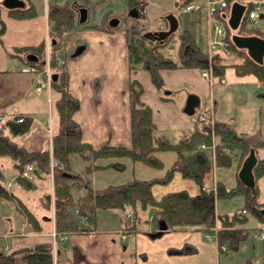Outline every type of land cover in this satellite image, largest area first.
<instances>
[{"label": "trees", "instance_id": "16d2710c", "mask_svg": "<svg viewBox=\"0 0 264 264\" xmlns=\"http://www.w3.org/2000/svg\"><path fill=\"white\" fill-rule=\"evenodd\" d=\"M192 0H182L180 3ZM129 9L144 5L145 0H125ZM179 4V3H177ZM20 10V14L16 11ZM11 14L28 16L34 14L32 5L27 8L9 9ZM109 13L106 12L98 23L84 24L83 27L97 28L105 31L112 30L107 24ZM222 18V17H221ZM75 9L66 1L62 4H53L49 7V35L51 45L49 50V64L56 75L51 79L52 88L60 95L55 102L58 113V131L52 136V152L46 149L30 151L14 141L11 136L26 133L31 126V117L24 113H17L0 124V156H9L14 162L16 180L22 189L33 188L34 182L30 178L21 176L24 165L35 161L31 172L52 174L53 202H54V229L57 234L85 231L94 225L97 210L131 209L133 221L125 220V228L134 227L138 218L137 210H150L151 219H163L169 229H179L187 226L195 227L204 233H214L219 250L227 248L236 249L248 233L245 227L246 217L236 213L231 215L218 214L215 211V199L220 196L241 194L245 206L264 223V215L259 206L264 203L257 202L256 187L254 191L250 185L244 183L239 176L237 182L226 187L223 181L214 177L213 186L209 189L203 187L205 174L211 170V150L201 148V143L210 144L211 137L217 138L215 142V164L226 166L231 163V155L226 148L237 149L241 156L238 167L241 168L243 159L250 148H264V140L249 141L246 137L236 133L228 124L222 121H205L200 128H195L188 134L171 141L163 134H155V124L151 118L150 107L140 100L143 91L141 84L132 79L129 81L130 105V146L104 144L93 146L82 139L79 122L75 113L79 109V100L70 88L69 70L65 65L57 64L56 51L63 46L65 31L71 30L76 22ZM165 19V17H164ZM166 20V19H165ZM250 23V22H249ZM223 26L229 41V49L236 58L230 62L224 50L214 51L211 56L201 49L195 41L192 32L182 28L177 47V60L162 55L159 47L165 46V40H155L151 37L138 35L139 30L132 25L126 26L127 54L129 69L142 67L148 70L151 82L160 87L163 84L160 69L177 67H194L199 70L211 68L213 76L221 78L225 69L230 65L236 74H253L260 82H264V59L262 63L255 62L246 50L238 48L231 41L232 32L239 34H257L264 36L256 26L248 24L245 17L239 26L232 30L224 20ZM5 30V24L0 19V39ZM138 33V34H137ZM145 40L149 45H145ZM12 54L21 58L24 63L32 64L42 71L45 66V42L37 45L14 48ZM31 53L35 58L27 59ZM20 118V119H19ZM160 150H172L175 158L169 168L164 169L162 175H153L149 178H133L118 184H108L104 187L93 188L87 175L96 167L95 160L100 157L117 156L138 160L153 168L161 169L164 164L157 156ZM79 154L87 164L79 173L69 174L65 170L71 169L70 158L72 154ZM52 161V163H51ZM51 164V166H50ZM113 165V163H111ZM110 163L106 164L111 165ZM38 166V167H37ZM174 171H179L183 177L192 179L198 185V191L191 194L186 189L167 191L159 196L152 193V185L169 181ZM253 179L264 177V158H256L252 167ZM4 174L0 166V198L17 201L18 207L32 227L41 229L35 214L11 191L3 181ZM85 189V192L75 198L72 188ZM50 208V205H49ZM83 214L85 219L80 221L74 210ZM135 218V219H134ZM128 221V222H127ZM85 224V225H84ZM219 227L215 232L214 228ZM51 240L37 242L32 246H24L10 252L0 250V264H53V245ZM264 259V258H263ZM264 264V260L262 261Z\"/></svg>", "mask_w": 264, "mask_h": 264}, {"label": "crops", "instance_id": "0c3cea01", "mask_svg": "<svg viewBox=\"0 0 264 264\" xmlns=\"http://www.w3.org/2000/svg\"><path fill=\"white\" fill-rule=\"evenodd\" d=\"M196 1L204 2L205 0ZM23 2V7L14 8L22 9L32 5L34 14L28 16L11 14L9 9L12 8L5 7L2 4V0H0V19L5 24V30L0 39V116L4 118L2 120H6L17 113L29 115L31 117L29 130L24 134L11 136L12 139L27 150L47 149L51 154L52 136L58 131L57 110V126L55 129L53 122V92L57 94L54 98V105L60 95L51 86V79H54L53 75H55L53 73L54 70L52 71L47 60L44 72L42 71L41 74L28 71L25 69L26 63L12 54L9 48L37 45L44 41L45 59H47L51 45L49 7L60 2L58 0H23ZM67 2L69 3V1ZM74 6L77 19L73 28L64 35V45L62 46L65 55L64 62L58 57L57 64L65 65L69 70L71 90L80 103L79 109L75 113V118L81 128L82 139L95 147L107 143L130 146L128 84L130 80L135 79L142 86V78L146 80L143 83L147 86L148 92L143 89L139 97L151 109V118L155 124V131H161L164 124L171 123L173 128L180 130L178 138L187 134V124L190 127L192 123L181 112V107H178V104L181 103L177 101L174 89H172L173 85L182 84L187 87L188 84L190 92L196 94L199 98V94L211 96L213 83L210 84L201 75V71L194 67L163 68L159 71L163 81L162 85L168 86L163 95L160 89L151 82L150 76L143 71L145 68L138 67L130 70L128 66L126 26L136 25V18L143 14V7L141 10L137 8L130 10L128 12L130 15L124 19V23L122 20L115 18L113 11L109 9V17L106 22L112 30L105 31L83 27L84 24L93 23L89 22V9L83 3H75ZM77 8H85L87 11L86 18L82 22L78 21ZM16 12L20 14L21 11L17 10ZM192 12H194L193 18L195 21L201 19L202 16L209 23L210 19L204 8ZM212 18H215V16ZM114 19H117V22L112 24ZM221 20L222 22L224 20L227 22V19L222 18ZM154 21H143L141 23L144 25L151 23L150 25L152 26L147 27L156 29L157 27H153ZM165 23L166 25L162 27L159 22L158 26L160 28L157 29L167 28V21ZM248 24L256 26L261 34H264L262 30L264 20L261 19L254 23L248 22ZM178 26H180L179 23ZM180 28L187 27L180 26ZM210 35L212 34L208 31L206 33V47ZM227 55L230 62L238 60L234 53L232 55L227 53ZM15 59L21 61L20 66H17L18 63L16 61L13 63ZM174 60H176V57ZM10 63H13L15 67H11ZM47 67H49L48 73L45 71ZM224 75H227L230 80L235 81L237 84L247 83L254 85L257 90L253 93H256L257 98L264 100V88L262 87L264 84L253 74L238 75L234 68L229 65L222 77ZM39 77L45 83L39 90H36L35 86ZM48 78L49 82H47ZM198 100L200 101V98ZM164 111L171 112L175 121L168 122L162 117ZM215 116L216 114L214 113V117L211 120L228 124L236 133L243 135L251 142L264 140L261 137L260 130H257L259 132L250 137L242 124L238 126L237 122L235 125L228 119L222 117H217V119ZM194 126V128H199L196 127V124ZM155 134L159 133L155 132ZM8 162L13 164L14 160L11 158ZM15 173L12 174L10 180L4 182L10 190L14 184L20 186L16 180ZM42 173L50 177L51 191L53 192L52 174ZM35 176L42 177V175L40 173H30L29 178L36 185ZM206 183L203 181V185ZM14 188L15 191L13 192L17 195L23 190L17 186H14ZM6 201H11L15 205L17 203L13 199L0 198V204H9ZM15 207H18V205ZM129 210L131 209L120 210V215L114 218L113 225L99 227L94 223L85 231L67 233L65 238L53 236L54 223L51 218L45 216L42 220L39 218L38 223L41 229H37L32 227L24 217L20 227L21 230L13 232L10 229L4 234L5 238H9L11 235L17 236L13 237V240H17L19 245L16 248L4 245L0 250L3 251L7 248V252H10L20 247L32 246L37 242L51 240L53 243V264H220L221 250H219L215 237L209 235L212 233L205 234L192 226L173 230L169 229L167 225L166 228L160 229V220L157 222L153 221L150 218V210H145L148 217L144 225H138L139 214L137 212L138 218L135 220L134 227L126 229V222L123 218L130 222L133 221V218L125 217V212ZM51 213L50 205V215ZM26 222L30 226L26 225ZM245 227L248 228L246 225ZM58 240H60L59 242L62 245H57ZM62 253L63 257H60Z\"/></svg>", "mask_w": 264, "mask_h": 264}, {"label": "rangeland", "instance_id": "374dc122", "mask_svg": "<svg viewBox=\"0 0 264 264\" xmlns=\"http://www.w3.org/2000/svg\"><path fill=\"white\" fill-rule=\"evenodd\" d=\"M58 1L60 2L59 4L69 1L70 5L74 8L75 3L85 4L89 9V22L93 23L100 22L103 15L108 12L109 9L113 11V15L115 16V18L122 20V22L124 23V19L129 16L130 13L128 12L131 10H128L125 0ZM181 1L182 0H145V3L143 5V14L140 17L136 18L137 20L135 27L140 32L139 34H137L141 35L142 32L144 33L146 31H154L153 29L148 28L149 26H152L150 25L151 23H146V25H144L141 23L143 21L147 22L155 20L153 27L160 28V26H158L159 22L160 24H162V27H164L166 25L164 16L170 10L174 12L177 3H180ZM141 8L142 5L137 6V9L141 10ZM174 13L178 17L179 25L181 27H187V29L192 32V35L200 48L206 50V33H208V31L211 34L213 33L212 25H210V23H208V21H206L202 16L201 19L195 21L193 18L194 12ZM180 26L176 28L175 33H172L171 36L168 37L166 45L159 47L158 49L162 55L173 60L175 57L176 60L178 58L176 55V49L178 46L177 43L178 40H180V32H182L183 30L182 28H180ZM66 32L67 31H65V33ZM145 45H149L148 40H145ZM9 50L11 52H16L11 48H9ZM229 54L232 55L233 53L231 52ZM58 57L62 59V62H64L65 55L63 47H60L58 51H56V58L58 59ZM15 61L18 63L17 66H20L21 61L15 59L13 63ZM13 63H10L9 65L11 67H15L13 66ZM143 71L146 72L148 76H150L147 69H143ZM222 78L224 80L226 79L225 83H222L219 77L213 76V91L211 96L199 94L200 101L195 106L194 112L192 114H185L182 111L187 97L190 94H193L192 92H190L191 90L189 85L187 84V87L182 84L173 85L172 89H174V93L178 99L177 101L181 103L178 104V107H181V112L184 113V116L187 118V120L192 123V126L190 127L187 124V134L195 129V124L196 127L199 128L202 126V121L197 118V115H205L209 119L213 118L215 113L216 118L222 117L224 119H228L232 124H235L237 122L236 124H238V126L242 124L250 137H253L252 135L258 133L259 131L257 130H260L262 134L261 137L264 138V100L262 98H257L256 93H253L257 90V87L247 83L237 84L235 83V81L230 80L227 75H224ZM142 80L144 83L146 82L144 78H142ZM143 82L142 88L145 92H148V88ZM262 87L264 88V85ZM167 88L168 86L166 87L164 85L159 87L160 92L163 95L165 94V90H167ZM55 95L57 96V94L53 92L52 113L54 129L57 126V113L54 105ZM172 116L173 115L171 112L164 111L162 117H164L168 122H174L175 118L174 116ZM2 119L4 118H1V120ZM162 128L163 129L161 131L157 130L155 132L163 134L171 141L178 139V132L180 130L177 128H173L171 126V123L164 124ZM212 140L216 142L217 138L212 136L211 142ZM228 148H226V153L229 154V152L227 151ZM156 153L157 156L162 159L164 164L163 168L161 169L153 168L141 161L131 160L130 158L124 156H108L97 158L95 160V163L102 164L103 166L96 167L87 175V177L90 179V186H92L93 188H100L108 184L122 183L133 178H149L153 175H162L164 173V169L169 168L172 161L176 157L175 152L172 150H160ZM254 154L256 158H264V148H257ZM230 155L231 163L229 165L215 166L205 174L204 182H207L205 184L206 188H210L213 186L212 183L214 177L216 179H219L220 181H223L226 187H231L236 184L237 177L240 171L238 163L241 162V160H238V157L239 159H241V156L237 149H232ZM8 160H11L9 156H0V166L4 172V182L10 180L12 178V174L15 173L13 164L9 163ZM29 163L35 166V161ZM108 163H113V165L111 164L105 166ZM86 164L87 161L84 160L79 154L75 153L72 154L70 158L71 169L65 171L69 174L79 173L83 170ZM39 170L41 171L40 174L42 175V177H34L36 185L33 188L23 189L17 196H19L20 200L23 201L27 205V207L38 217V221L39 218H41L42 220V218L45 216L47 218H51L54 223V211L52 210V213L50 215V208L48 206V204L52 205V203L54 205V202H52L54 199L53 192L51 191V179L50 177L42 173V171L44 170H41L40 168ZM30 173L28 178L30 177ZM14 186L21 188L20 186L14 184L13 186H11L12 191H15ZM250 186L253 191L256 187L257 202L264 203V177H261L258 180L253 179ZM179 189H186L189 193L193 194L197 192L199 188L192 179L183 177L179 171H174L173 176L169 181L165 183L153 184L151 188L152 193L155 196H159L167 191H174ZM84 192L85 189L83 187L78 189L72 188V194L75 198L82 195ZM6 202H8L9 204H0V248L4 245H9L11 248H16L19 244L17 243V240H13V237L17 236L11 235L9 238H5L4 234L10 229L13 232L21 230L20 227L23 223L24 215L20 208L15 207L16 205H18L17 203L15 205L11 201ZM214 205L216 213L228 215L235 213L238 209L245 208L246 212L243 215L246 217L245 225L248 226L247 236L242 241H240L238 248H227L220 251V264H262V261L264 260V239L260 237V233L264 231V223L260 222L258 218L245 206L244 197L241 194H234L232 196L224 197L220 196L215 199ZM258 208L264 215V206H259ZM120 212L121 211L119 209L98 210L96 213L95 224L99 227H108V225H113L114 218L118 217L120 215ZM137 212L139 214V220L137 221V223L139 226H142L147 221L148 214L147 212L142 211L140 208H138ZM74 213L80 221H83L85 219L84 215L78 213L76 209L74 210ZM26 225L30 226L27 222ZM216 228L217 227H215V229ZM59 241L60 240L57 241V245H62V243H60ZM60 257H63V253L60 255Z\"/></svg>", "mask_w": 264, "mask_h": 264}, {"label": "built area", "instance_id": "2783aa9c", "mask_svg": "<svg viewBox=\"0 0 264 264\" xmlns=\"http://www.w3.org/2000/svg\"><path fill=\"white\" fill-rule=\"evenodd\" d=\"M233 2H239L244 5V11L242 14V18L245 17V20L247 22H257L258 20H264V0H205L204 2H198L196 0L188 1L183 4H180L176 6V9L174 12H191V11H197L202 8L205 9V12L210 19L209 23L212 25L213 33L208 38L207 43V52L208 55L211 56V54L214 51L217 50H224L226 53L229 52V41L226 36L225 28L220 21L221 16H226L227 11L229 10L231 4ZM215 18H212L214 17ZM213 20H212V19ZM241 18V19H242ZM212 20V21H211ZM264 32V27L262 28ZM26 70L40 73L37 70V67L35 65H28L25 67ZM46 73L49 72V67L45 68ZM201 75L205 77L210 84L213 83V75L211 73V68L208 67L207 69H203L201 71ZM220 81L223 83L225 80L223 78L220 79ZM47 82H49V78L47 79ZM45 83L44 80H42L40 77L37 79V83L35 86L36 90H39L43 84ZM1 118V117H0ZM20 119V118H19ZM198 119L200 120H206V117L204 115H198ZM1 124V123H0ZM201 148H209L211 150V160L212 163H215V142L212 140L210 144L201 143ZM228 152H231V149H227ZM32 169L31 164L26 165V168L22 171L23 176H27L28 170ZM205 188V186H203ZM208 189V188H205ZM237 214L242 215L246 212L245 208L238 209ZM130 215V212L127 213V217ZM55 234V233H53ZM261 238L264 239V232L260 234ZM7 250V248L5 249Z\"/></svg>", "mask_w": 264, "mask_h": 264}, {"label": "water", "instance_id": "95a60500", "mask_svg": "<svg viewBox=\"0 0 264 264\" xmlns=\"http://www.w3.org/2000/svg\"><path fill=\"white\" fill-rule=\"evenodd\" d=\"M2 4L7 8L14 7H23V0H2ZM78 11V21L82 22L86 18V9L77 8ZM244 11V5L239 2H233L230 7V13L228 17V25L231 29H236L241 20V16ZM133 14V13H132ZM136 15V14H134ZM166 20L168 21V29L166 30H157V31H146L144 36L151 37L155 40H163L167 38L178 26V19L173 13H167L165 15ZM117 22V19H114L112 22ZM231 40L238 48H243L246 50L249 57H251L255 62L262 63L264 59V37L255 35V34H237L233 33L231 35ZM35 58L33 54L29 53L27 59ZM55 78V75H53ZM198 96L196 94H190L183 107L185 114H192L194 112L195 106L199 103ZM256 162V157L254 154V149L250 148L248 155L244 159L242 166L239 171V178L250 185L253 181L252 167ZM167 227V224L163 219H160L159 228L164 229ZM159 232V231H158Z\"/></svg>", "mask_w": 264, "mask_h": 264}, {"label": "flooded vegetation", "instance_id": "af4514ba", "mask_svg": "<svg viewBox=\"0 0 264 264\" xmlns=\"http://www.w3.org/2000/svg\"><path fill=\"white\" fill-rule=\"evenodd\" d=\"M137 8V7H136Z\"/></svg>", "mask_w": 264, "mask_h": 264}]
</instances>
